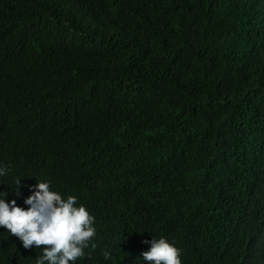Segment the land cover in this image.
<instances>
[{
	"label": "trees",
	"instance_id": "obj_1",
	"mask_svg": "<svg viewBox=\"0 0 264 264\" xmlns=\"http://www.w3.org/2000/svg\"><path fill=\"white\" fill-rule=\"evenodd\" d=\"M0 164L8 200L49 180L95 216L75 264H150L152 235L182 264H251L264 0H0ZM42 254L0 226V264Z\"/></svg>",
	"mask_w": 264,
	"mask_h": 264
},
{
	"label": "clouds",
	"instance_id": "obj_2",
	"mask_svg": "<svg viewBox=\"0 0 264 264\" xmlns=\"http://www.w3.org/2000/svg\"><path fill=\"white\" fill-rule=\"evenodd\" d=\"M8 171L0 164V175ZM21 178L16 181L20 194ZM49 180H38L30 185L33 191L18 204L16 197L8 200V191L0 189V226L17 235L24 247L43 245V254L36 264H75L78 257L86 255L85 248L96 234L95 216L83 203L77 204L74 194L63 195L50 187ZM27 205V207H25ZM249 227L237 230L241 235ZM150 247L143 250L144 260L150 264H182V249L161 235L145 240ZM251 264H264V210L258 233L247 244Z\"/></svg>",
	"mask_w": 264,
	"mask_h": 264
}]
</instances>
